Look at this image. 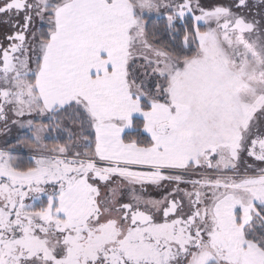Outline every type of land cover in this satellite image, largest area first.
<instances>
[{
    "label": "snow or ice",
    "instance_id": "obj_1",
    "mask_svg": "<svg viewBox=\"0 0 264 264\" xmlns=\"http://www.w3.org/2000/svg\"><path fill=\"white\" fill-rule=\"evenodd\" d=\"M0 264H264V0H0Z\"/></svg>",
    "mask_w": 264,
    "mask_h": 264
}]
</instances>
